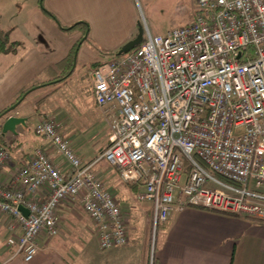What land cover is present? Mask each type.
Instances as JSON below:
<instances>
[{"label":"built area","instance_id":"built-area-1","mask_svg":"<svg viewBox=\"0 0 264 264\" xmlns=\"http://www.w3.org/2000/svg\"><path fill=\"white\" fill-rule=\"evenodd\" d=\"M196 4L191 23L157 34L146 28L135 48L90 69L110 132L97 157L82 162L53 118L35 125L69 168L35 148L0 182L13 256L31 260L40 236L58 234L60 204L75 199L101 249L127 243L119 203L93 169L100 160L140 187L135 200L151 204L154 227L187 206L264 220V0ZM9 158L0 146V171Z\"/></svg>","mask_w":264,"mask_h":264},{"label":"crops","instance_id":"crops-1","mask_svg":"<svg viewBox=\"0 0 264 264\" xmlns=\"http://www.w3.org/2000/svg\"><path fill=\"white\" fill-rule=\"evenodd\" d=\"M18 1L17 12L21 16L16 17V13L11 19L9 8L0 0V31L17 42L14 51L0 53V110L31 82L46 84L29 92L16 106L12 114L27 118L25 124L16 126V133H3L0 124V146L10 152L0 171L1 183L8 182L37 147L57 167L68 171L69 165L61 154L34 130L36 123L47 117L63 124L59 125L61 136L71 142V148L83 161L92 159L91 152L85 149L86 141L79 135L80 127L69 125L70 108L65 97L61 99V92L78 64L89 63L90 67L99 60L98 49L118 50L135 37L141 12L150 31L141 0H42L44 8L55 14L60 25L42 10L40 0ZM80 22H86L87 27ZM79 39L82 42L74 60L67 58ZM69 69L67 79L52 82ZM88 93L92 98L89 90ZM32 94L34 101L28 98ZM91 105L103 118L93 98ZM107 132L108 139L109 127ZM114 182L109 181L108 187L114 190L127 223L126 244L101 249L92 221L80 201L67 200L59 207L58 234L40 236L39 250L29 261L21 255H12L13 249L7 244L12 234L8 228L10 219L0 213V264H264V220L187 206L172 211L166 221L158 222L152 237L147 227L148 218L153 222L151 204L129 199L138 186L122 183L113 186Z\"/></svg>","mask_w":264,"mask_h":264},{"label":"rangeland","instance_id":"rangeland-1","mask_svg":"<svg viewBox=\"0 0 264 264\" xmlns=\"http://www.w3.org/2000/svg\"><path fill=\"white\" fill-rule=\"evenodd\" d=\"M1 3L9 8V18H14L16 13H18L16 17L21 16V13L19 11L17 12V6L19 5L18 0H2ZM141 7L144 11V14L146 15L150 32L152 34H155L156 32L162 33V31L164 32L168 29L184 26L191 23L194 20L197 11L196 0H141ZM140 21L143 28V33L145 35L146 26L142 12L140 14ZM110 57L111 54H108L107 51H105V53L102 55L99 54V59H101L102 61H107ZM90 69L91 68L89 67V63H87L85 66L78 64L74 71L73 77L65 87V90L61 92L60 96L61 99L62 97H65L70 108L71 124L69 123V125H75L76 127L81 128V130L80 128L78 129L79 135H81L80 137H82L83 141H86L85 143L87 144V146L84 147L88 152H91L90 158H92L91 160H93L108 144V127L106 120H104V117L102 118L100 114H97L91 105L92 98L88 93V90L90 92L91 87L89 79ZM34 94L28 97L31 101H34ZM54 121L56 122L55 119ZM60 123L58 124L60 125ZM62 125L63 124L61 123V127ZM68 143L69 145L71 144V142L69 141ZM93 169L95 170L96 175L103 180L105 187H107L106 189L116 200L114 190L111 187H108L109 181L113 182V180H115L114 184H112L113 186L117 184L121 185V183L126 184L120 180L117 170L106 163L104 160H100L95 163ZM97 169L98 171H96ZM106 175H113V178H109L108 176L104 177ZM127 184L130 185L131 183ZM133 185L138 186L137 184ZM139 189L140 187L138 186V190ZM128 197L129 196H127V198ZM129 199L135 200V196L132 195ZM147 223L149 232H151L152 237H154L157 227H154L153 222L149 218ZM125 225L127 226L126 222Z\"/></svg>","mask_w":264,"mask_h":264},{"label":"trees","instance_id":"trees-1","mask_svg":"<svg viewBox=\"0 0 264 264\" xmlns=\"http://www.w3.org/2000/svg\"><path fill=\"white\" fill-rule=\"evenodd\" d=\"M41 8L42 10L49 16H51L53 19H55L57 21V23L60 25V22L57 20L56 16L54 13H52L51 11H49L48 9L44 8L43 6V1L41 0ZM80 23H84L85 26H86V22H80ZM79 23V24H80ZM78 24V23H77ZM62 26V25H61ZM63 27V26H62ZM87 27V26H86ZM73 27L69 28V29H65V30H70L72 29ZM80 42L81 39H79L75 45L73 46L71 52H69V57L67 56V58H70L72 60H74V55H75V52L78 48V46L80 45ZM17 46V42L16 41H10L9 40V36H8V33L7 32H2L0 31V53L3 52V53H6V52H9V51H14L15 47ZM99 54L102 55L104 54L105 52L102 51V50H99ZM108 54H111V55H114V54H117V50H109L107 51ZM69 59V60H70ZM71 61V60H70ZM99 63V60L98 61H95L94 63L91 64L90 68L96 66L97 64ZM71 74V70L69 69L64 76L62 77H58L56 78L55 80H52V82H57V81H63L65 79H67L69 77V75ZM51 83V82H49ZM46 83H40V82H36V81H33L31 82L27 87L23 88L15 97V99L13 100V102H11L8 106H6L5 108H3L2 110H0V121L2 120L3 117H1V114L7 110L8 108H10L11 106L13 105H18L23 99L24 97L29 93L31 92L32 90L38 88V87H41L43 85H45ZM38 123V122H37ZM36 123V124H37ZM34 130H35V127H34ZM36 132V131H35ZM39 135V134H38ZM39 148V147H37Z\"/></svg>","mask_w":264,"mask_h":264},{"label":"water","instance_id":"water-1","mask_svg":"<svg viewBox=\"0 0 264 264\" xmlns=\"http://www.w3.org/2000/svg\"><path fill=\"white\" fill-rule=\"evenodd\" d=\"M40 6H42L41 0H40ZM142 39H143V28L142 25L139 23L137 27V34L135 35V37H133L132 39L128 40L125 44L120 46V48L117 50V54L126 53L132 50L141 43ZM15 108L16 105H13L1 114V117L3 118L0 124H1V131L3 133L6 132L16 133L15 130L16 126L18 124H25V121L27 119L26 117L12 114L14 113ZM19 209L22 211V213L25 216L28 215V210L26 208H24L23 206H19Z\"/></svg>","mask_w":264,"mask_h":264}]
</instances>
